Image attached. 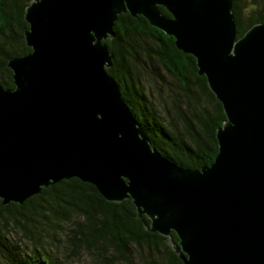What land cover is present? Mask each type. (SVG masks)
<instances>
[{"label":"water","instance_id":"water-1","mask_svg":"<svg viewBox=\"0 0 264 264\" xmlns=\"http://www.w3.org/2000/svg\"><path fill=\"white\" fill-rule=\"evenodd\" d=\"M126 13L174 37L222 103L212 165L155 149L108 73L105 41ZM25 20L32 51L8 63L15 87L0 85L3 204L78 178L131 198L150 232H175L184 264H264V22L239 37L233 0H32Z\"/></svg>","mask_w":264,"mask_h":264},{"label":"trees","instance_id":"trees-1","mask_svg":"<svg viewBox=\"0 0 264 264\" xmlns=\"http://www.w3.org/2000/svg\"><path fill=\"white\" fill-rule=\"evenodd\" d=\"M31 1L0 0V85L6 89L15 87L9 61L32 51L25 37ZM233 12L242 37L264 22V0H233ZM114 33L105 41L114 54L107 71L151 145L184 168L212 165L217 130L227 118L196 59L143 16L119 15ZM150 224L131 198L110 202L90 183L62 180L23 204L0 199V264H66L82 254L91 264H184L170 245L179 243L177 234L152 233Z\"/></svg>","mask_w":264,"mask_h":264},{"label":"rangeland","instance_id":"rangeland-1","mask_svg":"<svg viewBox=\"0 0 264 264\" xmlns=\"http://www.w3.org/2000/svg\"><path fill=\"white\" fill-rule=\"evenodd\" d=\"M164 76L166 77L165 73H164ZM156 97H157L156 101L158 103L159 97L158 96H156ZM66 264H91V260L85 254H82L81 256H72V257H70L66 261Z\"/></svg>","mask_w":264,"mask_h":264}]
</instances>
